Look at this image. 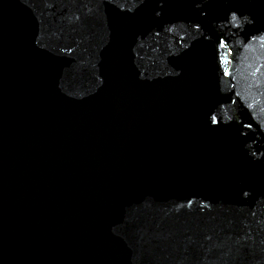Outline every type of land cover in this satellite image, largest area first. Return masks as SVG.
<instances>
[{
	"label": "water",
	"instance_id": "1",
	"mask_svg": "<svg viewBox=\"0 0 264 264\" xmlns=\"http://www.w3.org/2000/svg\"><path fill=\"white\" fill-rule=\"evenodd\" d=\"M0 264H264V0H0Z\"/></svg>",
	"mask_w": 264,
	"mask_h": 264
}]
</instances>
